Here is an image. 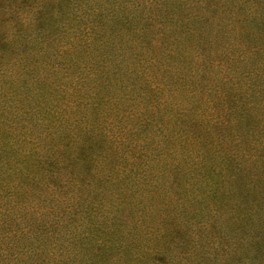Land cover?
Returning <instances> with one entry per match:
<instances>
[{
	"label": "rangeland",
	"instance_id": "374dc122",
	"mask_svg": "<svg viewBox=\"0 0 264 264\" xmlns=\"http://www.w3.org/2000/svg\"><path fill=\"white\" fill-rule=\"evenodd\" d=\"M198 1L208 29L196 8L156 0L160 21L174 19L152 31L130 0H0V132L59 166L48 179L32 169L50 202L38 208L39 187L25 203L19 192L0 199V264H47L53 253L71 264H264V58L230 75L225 60L209 63L216 48L264 41L263 1L243 0L262 29L228 0L224 21ZM226 23L232 36L218 33ZM128 27L148 43H128ZM150 40L171 57L148 54ZM220 94L238 95L240 109L220 106ZM67 172L85 182L55 180ZM7 183L20 174L1 173Z\"/></svg>",
	"mask_w": 264,
	"mask_h": 264
},
{
	"label": "trees",
	"instance_id": "16d2710c",
	"mask_svg": "<svg viewBox=\"0 0 264 264\" xmlns=\"http://www.w3.org/2000/svg\"><path fill=\"white\" fill-rule=\"evenodd\" d=\"M85 0H78V2H84ZM104 1H109V3H112V0H104ZM191 1V3H190ZM210 4L212 8L215 10L214 11V15L215 18L214 20L220 19V20H225V18L219 13V11L221 12H226V4L225 2L227 0H210ZM230 2H232L231 4L233 5V7L240 9L241 11L245 10L243 8V0H241V2H236V0H228ZM263 1V5H261ZM88 2V1H87ZM130 2H132V4H136L139 7H142L146 12H140L142 14V18L145 22L144 27L147 29H152V31L154 30H158L160 27H157V22H172L174 19L173 15H167L165 17V21H160L159 19V15L158 12L154 11L155 7V2L156 0H130ZM98 3V2H97ZM180 6L182 7L183 10L188 12V9L191 8L192 10H198V12H194L196 13L195 16H197L198 18V23L199 24H203L202 26L206 29L209 28V23L213 22V20H210L208 18V15L206 14L204 6L205 4H203V2H196V4H193V0H180ZM259 4L261 5V8L264 9V0H260ZM135 5V6H136ZM196 8V9H195ZM115 10V9H114ZM127 11H130V9L127 8ZM149 11V13H147ZM151 12V13H150ZM94 13H99V15H102L103 13L101 12H96L94 11ZM245 14H247V16L245 17V19L247 20L246 23L247 24H254L255 27H258V25L256 24V20L258 18L256 12L252 11V10H245L244 12ZM128 12L126 13L125 17L122 19L124 21V23H129L130 25H133L134 20H132V18L129 17ZM264 17V14L262 15ZM80 19V18H79ZM126 21V22H125ZM188 21L185 22L186 26H188ZM227 27V28H226ZM262 29V28H260ZM162 32V36L163 38L168 41L169 43H174L177 41V38L169 35L168 30L169 29H165V28H161L160 29ZM197 35L200 39L203 37V30L200 28V30L196 31ZM223 32V33H222ZM218 33L221 34H226V35H230L232 36L235 31L233 29V26H230L229 23H226V25L218 30ZM264 33V31H263ZM142 30H139L138 28H130L128 27V33L126 34V38H127V42L128 43H132V42H136L134 44H137L139 46L142 45V43H144V41H147L146 38H142ZM254 38L257 37L256 34H253ZM264 37V34L262 35V32L260 31V35ZM215 42H217V40H215ZM148 49L146 50V52L154 57H158L159 59H163V56H166L168 58L171 57L170 53L165 51H162V47H160V43L159 41H149V44H147ZM257 46V47H256ZM256 46H246L245 48H242L241 46H237V44L235 46H232L231 44L228 46V49L225 50H220L219 48H216L215 51L210 53L209 56V63L213 64V65H218L220 64V62H217L219 59L225 60L227 62V68H226V74L230 75V72L233 70L232 67L236 62H239L241 60H243L244 58H247L248 60H252V58L254 59L256 56V54L258 55H263L264 58V41L261 42L260 44H257ZM230 48V49H229ZM163 52V53H162ZM225 58V59H223ZM195 77L197 76H201V72L200 70H197L196 72H194ZM199 102L209 106L210 101L207 99V97L201 92L200 96L198 97ZM217 101L218 104L222 107L226 106L228 109H230L231 111H237L240 109V104H242V100L239 98L238 95H233L232 97H230L229 95L225 94V95H219L217 97ZM225 108V107H224ZM10 135V134H9ZM9 135H2L0 132V174L4 173L5 171H7V173H11V172H16L20 174V185L18 186H14V184H8L6 185V187L4 188V186L0 185V199L2 198V196H5V194H7L6 196H12L16 193H21L20 195L21 197V201L23 203H25L28 200L29 194H32L33 188L34 187H39V191H40V196L36 199V202L39 203V207H41L42 203H45L47 201L50 202L51 198L49 197V193L47 192V188L44 187V185L41 183V181L37 182V179L35 178L32 169L34 168H40L42 170V172L44 173V178L48 179L49 177H55V174L58 173V171H56V169H58V167H56L55 165L53 166L54 170H48L49 167H51L52 165H47L48 167L46 168V163L42 162L39 158V156L31 153V152H26L22 149H18L12 142L11 140L6 137ZM21 162H26V165H28L27 168H20V164ZM19 164V165H18ZM44 166H45V170H44ZM18 167V168H17ZM17 168V169H16ZM68 174H66L65 176H62L60 178H55V180H62L63 178H65L67 183L70 184H76V181L80 182V183H84L85 181L83 180L82 176H80V174H75V173H71V172H67ZM52 180V178H50ZM91 190L92 187L87 185ZM93 193V195H95L96 197H98V195L95 193V191L92 190L91 194ZM100 201H102L100 199ZM103 203V202H101ZM104 205V204H103ZM107 211H110L109 213H112L111 210H109L108 206H105ZM51 213V212H50ZM58 213V212H57ZM55 212V214H51L52 218H56L57 216H59V214H57ZM62 217V215H61ZM52 221H48L46 222V224H44L45 227V233H46V239L47 242H55L56 240H58V230L60 229L61 224H58L56 226V231H52ZM53 242V243H54ZM75 253V252H74ZM76 254V253H75ZM47 264H71L70 260H65L63 257L62 258H58V256H55L54 253L51 254V258L50 260L47 262Z\"/></svg>",
	"mask_w": 264,
	"mask_h": 264
}]
</instances>
